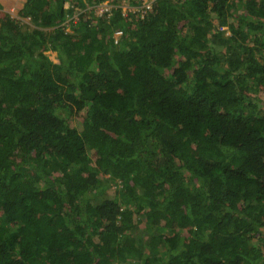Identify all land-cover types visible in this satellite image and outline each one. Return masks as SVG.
Instances as JSON below:
<instances>
[{
    "label": "trees",
    "instance_id": "trees-1",
    "mask_svg": "<svg viewBox=\"0 0 264 264\" xmlns=\"http://www.w3.org/2000/svg\"><path fill=\"white\" fill-rule=\"evenodd\" d=\"M105 1L0 7V264H264V0Z\"/></svg>",
    "mask_w": 264,
    "mask_h": 264
},
{
    "label": "built area",
    "instance_id": "built-area-1",
    "mask_svg": "<svg viewBox=\"0 0 264 264\" xmlns=\"http://www.w3.org/2000/svg\"><path fill=\"white\" fill-rule=\"evenodd\" d=\"M112 1L113 0H106L105 2H103L101 5L98 6L97 12L99 14L108 13L110 11V9L112 8V6L110 5ZM139 1L141 2V4H140V6H138L136 8L127 7V4L125 3L124 7H123L124 15L128 12H132V13H139L142 16L151 10L152 5L156 0H139ZM120 36H122L121 31H116L113 34V38H114L115 42H117V40L119 39Z\"/></svg>",
    "mask_w": 264,
    "mask_h": 264
},
{
    "label": "rangeland",
    "instance_id": "rangeland-1",
    "mask_svg": "<svg viewBox=\"0 0 264 264\" xmlns=\"http://www.w3.org/2000/svg\"><path fill=\"white\" fill-rule=\"evenodd\" d=\"M20 1V3L21 2H25V0H19ZM18 5H16V7H17ZM21 9H22V7H21V5H19L18 7H17V10H16V12H12V17L13 18H16V19H20L21 21L23 20V18L20 16V11H21ZM23 22H25V21H23ZM26 22H27V24H29L28 23V20L26 19ZM29 25H31V24H29ZM223 31H227V29L226 28H223L222 29ZM229 34V32L227 31V33H225V35H228ZM49 59H50V61L51 62H53V63H58V61L55 59V57H54V55H49ZM106 178H108V176H106ZM116 190H115V188H114V186H112L109 190H108V195H109V197H114L115 196V192Z\"/></svg>",
    "mask_w": 264,
    "mask_h": 264
},
{
    "label": "crops",
    "instance_id": "crops-1",
    "mask_svg": "<svg viewBox=\"0 0 264 264\" xmlns=\"http://www.w3.org/2000/svg\"><path fill=\"white\" fill-rule=\"evenodd\" d=\"M24 2H21L19 0H0V7L2 11H5L7 13H9L12 16V12H16L17 7L19 5H21V7L23 6ZM16 5H18L16 7ZM68 6V4H66V7Z\"/></svg>",
    "mask_w": 264,
    "mask_h": 264
}]
</instances>
